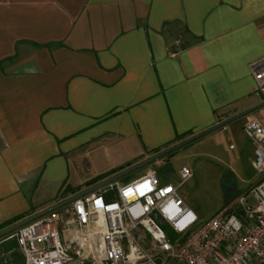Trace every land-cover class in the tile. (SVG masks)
Segmentation results:
<instances>
[{
    "label": "crops",
    "instance_id": "crops-1",
    "mask_svg": "<svg viewBox=\"0 0 264 264\" xmlns=\"http://www.w3.org/2000/svg\"><path fill=\"white\" fill-rule=\"evenodd\" d=\"M260 69L264 0H0V226L250 109Z\"/></svg>",
    "mask_w": 264,
    "mask_h": 264
},
{
    "label": "built area",
    "instance_id": "built-area-1",
    "mask_svg": "<svg viewBox=\"0 0 264 264\" xmlns=\"http://www.w3.org/2000/svg\"><path fill=\"white\" fill-rule=\"evenodd\" d=\"M254 81L264 100V70H255ZM242 131L258 181L204 223L179 193L190 170L180 169L178 184L149 170L14 230L23 264H264V124L251 118Z\"/></svg>",
    "mask_w": 264,
    "mask_h": 264
},
{
    "label": "rangeland",
    "instance_id": "rangeland-1",
    "mask_svg": "<svg viewBox=\"0 0 264 264\" xmlns=\"http://www.w3.org/2000/svg\"><path fill=\"white\" fill-rule=\"evenodd\" d=\"M256 107L238 120L211 131L161 158L135 169L117 180L127 183L152 170L166 182L178 184L180 169L186 167L192 177L179 188L184 201L196 212L198 224L233 205L257 180L252 167V147L243 134L240 122L256 118L264 124V100L254 94ZM251 107V108H253ZM250 202L253 203L251 197Z\"/></svg>",
    "mask_w": 264,
    "mask_h": 264
},
{
    "label": "water",
    "instance_id": "water-1",
    "mask_svg": "<svg viewBox=\"0 0 264 264\" xmlns=\"http://www.w3.org/2000/svg\"><path fill=\"white\" fill-rule=\"evenodd\" d=\"M262 104H264V102ZM255 108L256 107L247 109V110L242 111V112H240V113H238V114H236V115H234V116H232V117H230V118H228L226 120H223V121H221V122L209 127L208 129H205V130H203V131H201V132H199V133H197L195 135H192L191 137H189V138H187V139H185L183 141H180V142H178V143H176V144H174V145H172V146H170V147H168V148H166V149H164L162 151H159V152H157L155 154H152V155H150L149 157H147L146 159H144L142 161H139V162H137V163H135L133 165H130V166H128V167H126V168H124V169H122V170H120V171H118V172H116V173H114L112 175H110V176H107L106 178L98 181L97 183H95V184H93V185H91V186H89V187H87V188H85V189H83V190H81V191H79L77 193H74L73 195H71L69 197H66L65 199H63V200H61V201H59V202H57V203L45 208V209H42V210H40V211H38L36 213H33L32 215H30V216H28V217H26V218H24V219H22V220H20V221H18L16 223L12 224L10 226H7L4 229H1L0 230V237L5 235V234H8V233H10V232H12L14 230H16L20 226L24 225L25 223H27V222H29V221H31V220L39 217V216H42V215H44V214H46L48 212H51V211H53V210L65 205V204L71 202L72 200L78 198L79 196H82V195H84L86 193L94 191V190L100 188L101 186H103V185H105L107 183H110V182H113V181L117 180L121 176H123V175H125V174H127V173H129V172H131V171H133L135 169H138V168H140L142 166H145V165H147V164H149V163L161 158L162 156L174 151L175 149H177V148H179L181 146H184V145H186V144H188V143L200 138L201 136H203V135H205V134H207V133H209L211 131H214V130H216L218 128H221V127H225V125H227L228 123H230V122H232L234 120H237V119H239V118L251 113Z\"/></svg>",
    "mask_w": 264,
    "mask_h": 264
},
{
    "label": "trees",
    "instance_id": "trees-1",
    "mask_svg": "<svg viewBox=\"0 0 264 264\" xmlns=\"http://www.w3.org/2000/svg\"><path fill=\"white\" fill-rule=\"evenodd\" d=\"M225 126H226V125H225ZM112 172H113V171H112ZM109 174H111V172H110V173H107V174H101V175H98V176H96V177L90 179L89 181H87L86 186H91V185L97 183L98 181H100V180L106 178L107 176H109ZM76 192H77V189L66 190V192H65L64 195H63V198H66V196H67L68 193H72V194H73V193H76ZM22 219H23V216H17V217H15L14 219H12L11 221H9L8 223H6L5 225L0 226V230L3 229V228H5V227H7V226L12 225V224H13L14 222H16V221H19V220H22ZM13 232H14V231H12V232H10V233H8V234H11V233H13ZM167 233H168L171 237L174 236V234H173L170 230H167ZM5 235H6V234H5Z\"/></svg>",
    "mask_w": 264,
    "mask_h": 264
}]
</instances>
